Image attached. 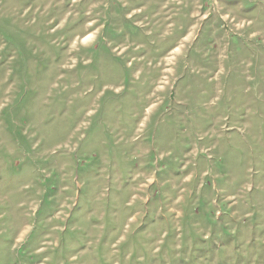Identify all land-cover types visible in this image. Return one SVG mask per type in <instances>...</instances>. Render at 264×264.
I'll use <instances>...</instances> for the list:
<instances>
[{
    "label": "rangeland",
    "instance_id": "374dc122",
    "mask_svg": "<svg viewBox=\"0 0 264 264\" xmlns=\"http://www.w3.org/2000/svg\"><path fill=\"white\" fill-rule=\"evenodd\" d=\"M0 264H264V0H0Z\"/></svg>",
    "mask_w": 264,
    "mask_h": 264
}]
</instances>
